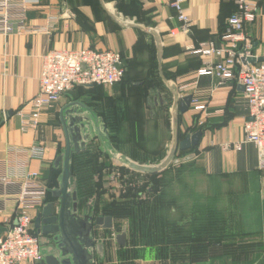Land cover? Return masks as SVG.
Wrapping results in <instances>:
<instances>
[{"label": "crops", "instance_id": "1", "mask_svg": "<svg viewBox=\"0 0 264 264\" xmlns=\"http://www.w3.org/2000/svg\"><path fill=\"white\" fill-rule=\"evenodd\" d=\"M23 1L27 12L26 30L8 37L0 35V178L8 174L6 162H12L21 171L17 178H12V184H0V237L6 234L9 223L16 218V198L19 184L23 181L22 175L39 173L42 180L52 167L60 165L64 168L67 146L65 128L71 136L78 134L77 142L71 140L72 151L78 154L91 142L107 149L113 146L108 139L104 120L110 121L119 114L122 115L121 121L128 123L129 140L136 136L142 141L140 136L145 132L146 120L150 115L146 100L132 97L129 90L124 91L119 84L113 87L78 86L64 95L56 108L41 115L36 131H22L18 112L27 109L26 104L38 94L42 57L53 50L120 52L131 63L132 82L153 79L161 86L159 90L149 88L148 94L152 98L151 104L162 101L170 105L173 138L168 153H172L177 139L180 142L178 133L185 134L199 118L206 122L198 150L207 173H251L259 169L258 153L253 144H244L241 151L226 148L244 137L243 126L248 112L242 86L236 82H221L216 77L198 75L206 62L214 60L197 56L199 53L196 50L200 44L208 41L215 40L218 45L221 44V40L217 41L220 25L222 21L227 22L234 10L232 0H183L182 10L191 22L188 33L181 30L182 22L168 0ZM251 1L257 2L258 11L255 21L246 24L245 34L250 40L254 58L263 59L264 0ZM187 96L206 106L208 116L195 112L192 106L188 112L180 114L179 103ZM126 111L127 115L124 116ZM227 117L229 121L223 125ZM36 148H39V152L34 154ZM114 153L112 158L120 165L139 163L131 154L123 156ZM141 155L148 156L144 152ZM59 158L62 160L56 165ZM61 184L60 179L59 190ZM261 185L264 200V178ZM69 191L74 193L72 185ZM73 204L72 200L70 211ZM46 205L34 214L33 232L36 234L35 218ZM115 221L113 219V229L116 227ZM113 229H94L93 237L96 240L95 233L108 234ZM40 238L44 261L34 264H46V257L54 249L50 238ZM256 239L262 244L259 261L264 264V228ZM96 242L103 245V252L94 250L95 260L99 262H121L119 257L123 253L129 259L127 264L136 259L140 264H181L172 259L161 262L149 249L128 247V233L125 247L116 241L118 248L111 250L105 241ZM135 250L136 253L133 252ZM221 261L222 264L227 262ZM208 264H212V261Z\"/></svg>", "mask_w": 264, "mask_h": 264}, {"label": "trees", "instance_id": "2", "mask_svg": "<svg viewBox=\"0 0 264 264\" xmlns=\"http://www.w3.org/2000/svg\"><path fill=\"white\" fill-rule=\"evenodd\" d=\"M232 3L234 10L229 18L238 10L234 0ZM226 23L221 22L217 41L224 35ZM121 55L125 73L119 85L123 86L124 91L128 89L132 97L146 100L150 115L146 120L145 132L140 136V139L143 138L142 141L136 136L132 141L129 140L131 136L126 128L128 123L121 121V114L115 115L110 121L104 120L107 136L113 147L116 146L115 149L121 151L123 156L127 153L136 158L139 163L134 162L135 165L157 168V171L144 173L150 180L147 188L138 192L130 191L123 201L101 204L107 153L99 144L92 142L80 153L72 152L70 186L75 175L80 177L74 189L77 195V215H81L82 218L103 216L112 217L114 220L130 219L133 226L128 236V244L149 249L160 260L172 259L181 264H208L217 257H228L240 264H263L259 261L261 257L259 248L262 244L256 237L264 228V200L261 195L264 170L258 169L251 173L210 174L203 165L195 163L194 160L160 168L166 156V145L173 138L170 105L162 101L151 104L149 88L159 90L161 86L159 87L153 79L132 82L131 63L123 54ZM123 115L126 116L127 111ZM199 121L200 119L196 118L185 134L178 133L180 142L189 134L206 130V122L199 125ZM228 121L227 117L223 125ZM142 152L148 156L142 157ZM187 153L200 156L197 147L187 151L177 149L174 157ZM62 176L63 169L59 165L52 167L42 179L47 189L44 205L57 203L58 199L54 193L60 188ZM202 179H205V182ZM250 183L253 185L250 192L255 194L249 192L245 194L247 197L253 196L249 198L253 202L252 205L259 207V214L257 225L247 230L243 228L242 220H239L241 225H238V221L236 224L230 221L234 214L227 211L225 204L234 198V195H237L236 198L240 196L242 184L248 186ZM201 184L205 185L206 192L198 194L199 191L191 190L193 187H201ZM220 210L223 216L219 220L217 217H220Z\"/></svg>", "mask_w": 264, "mask_h": 264}, {"label": "built area", "instance_id": "3", "mask_svg": "<svg viewBox=\"0 0 264 264\" xmlns=\"http://www.w3.org/2000/svg\"><path fill=\"white\" fill-rule=\"evenodd\" d=\"M182 22L181 30L188 33L190 19L182 10L183 0H168ZM237 11L226 23L221 44L210 41L200 44L196 52L214 61L198 71L200 77L212 76L221 82H236L244 88L247 120L243 126V140L226 148L241 151L244 144H253L258 153V168L264 170V62L250 63L254 58L250 40L245 34L246 24L256 19L257 2L234 0ZM26 6L23 0H0V35L8 37L26 30ZM124 60L120 52L93 49L53 50L42 57L38 94L18 113L22 131H36L41 115L56 108L61 98L78 86L113 87L122 82ZM195 112L204 113L206 106L192 98ZM205 122L200 119L199 125ZM39 148L33 152L38 153ZM8 174L0 178L1 185L12 184L21 171L12 162L5 163ZM19 184L17 214L3 237H0V264H34L44 261L40 235L33 232L34 214L44 206L47 189L39 173H25ZM116 235L115 241H116Z\"/></svg>", "mask_w": 264, "mask_h": 264}, {"label": "water", "instance_id": "4", "mask_svg": "<svg viewBox=\"0 0 264 264\" xmlns=\"http://www.w3.org/2000/svg\"><path fill=\"white\" fill-rule=\"evenodd\" d=\"M250 63L264 62L263 59L252 58ZM85 88H92L93 85L82 86ZM243 88V87H242ZM244 91V88H243ZM192 96H187L179 103V113L185 114L191 106ZM67 133V146L65 150L64 168L62 176V186L59 191L54 193L58 199L57 203L47 204L43 211L35 218V228L38 230V235L51 239L54 249L51 255L46 257V264H97L94 257V250L103 252V245L98 244L93 237L94 229H113L112 217H93L85 216L79 218L77 215V200L76 193L71 194L70 177H71V155L72 142H77L78 134ZM203 131H198L195 134H189L186 138L175 142V150L187 151L192 148H197L203 137ZM174 156V154H173ZM172 159V158H171ZM171 159L165 161L160 168L165 167ZM62 158H59L56 165H59ZM134 170L151 173L157 171V168L146 166H137L134 163L129 164ZM74 201L73 210L70 211V203ZM117 243L125 247L127 244V232H123L116 237Z\"/></svg>", "mask_w": 264, "mask_h": 264}, {"label": "rangeland", "instance_id": "5", "mask_svg": "<svg viewBox=\"0 0 264 264\" xmlns=\"http://www.w3.org/2000/svg\"><path fill=\"white\" fill-rule=\"evenodd\" d=\"M101 147L109 156L108 157L106 155V160H105L107 164L103 172V180H102V187H101V192H102L101 204L123 201L128 196L130 191L138 192L139 190H142L143 188H147L150 180H148V177L146 174L140 171L137 172L133 170L131 166L128 164L120 165L118 164L117 161H114V159L112 158V154L114 152L118 154L122 153L121 151L117 152L119 150L115 149L116 146L115 147L111 146L109 147V149H107L106 146L105 148H103V146ZM166 147H167V150H166L167 154L165 156V159L163 160V163L167 161L168 159L172 158L170 162L167 164V166L172 165V164L173 166H177L178 164H184V163H187L188 161L191 162L193 160L195 163L201 164V159L198 156V154L196 155L194 153H187L183 156H177V157L175 156L176 157L175 158L173 156L174 154L173 151L175 150V147L173 146V151L171 154L168 153L170 143L167 144ZM104 159H101V160L103 161ZM151 165L154 166V164H151ZM79 178H80L79 175L74 176L72 188L74 187V189H76ZM202 180H204L205 182V179H202ZM206 182L208 181L206 180ZM234 183H237V182L234 181ZM204 186H205L204 184H201V187H198V186L196 188L193 187L191 188V190L195 189L197 192L199 191L198 194H201V192L204 193L205 191ZM252 187H253L252 183L248 184V186H246L245 184H242V193L240 194V196L236 198L237 195H234L235 197L232 199H229L227 204H225L227 205V211H231L234 214L233 218L230 221L234 222V224H236V221H238V225H241L239 220H242V225H244L243 228L247 230L257 225L258 214H259V211H258L259 207L252 205L253 202L249 198V197L252 198L253 196L250 195L249 197H247V195L245 194L246 192H249L252 194L253 192H250L251 189H253ZM220 202L222 203L221 199H220ZM219 214H220V217H217V219L220 220V218L223 216L222 210H220ZM242 216H244V218ZM115 220H116L115 221L116 227L112 230V232H109L108 234H105V233L103 234L101 232L95 233L96 240L98 242L108 243V246L110 245L111 250L113 248H118L114 237L116 235L122 234L124 230L127 231L128 236H129L130 229L133 226L132 221L130 219L123 218V219H115ZM128 247L136 249V250H140L144 248V247L130 246L129 244H128ZM136 250L133 252L136 253ZM122 254H121L122 257L121 256L119 257V259L122 261L118 263H115L113 260H110L109 262L108 260L104 262H99V261H96V262L97 264H127L126 261H129V259L127 260L125 258V255L124 254L122 255ZM128 257L129 256L127 255V258ZM221 260H226L227 261L226 264H240L239 262H236L234 259L232 260V258L230 259L228 257H217L216 259L212 260V264H222ZM160 261L162 262V260ZM138 262H139L138 259H136L134 260V262L128 263V264H137Z\"/></svg>", "mask_w": 264, "mask_h": 264}]
</instances>
